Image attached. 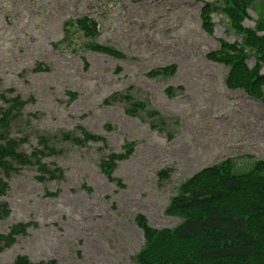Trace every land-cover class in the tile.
<instances>
[{"label": "rangeland", "instance_id": "rangeland-1", "mask_svg": "<svg viewBox=\"0 0 264 264\" xmlns=\"http://www.w3.org/2000/svg\"><path fill=\"white\" fill-rule=\"evenodd\" d=\"M206 1L218 7L211 32L200 18ZM263 5L247 7L244 27L256 28ZM82 16L97 20L93 38L68 20ZM229 21L222 0H0V93L26 102L10 135L26 138L25 153L47 138L55 152L42 161L61 171L40 181L29 165L6 179L0 233L28 226L0 264L17 255L33 264H138L145 239L136 215L172 228L184 216L165 210L182 182L224 158L234 172L264 159V100L228 87L229 67L207 56L221 41H240ZM245 61L252 68L255 56ZM165 65L174 72L147 75ZM83 130L105 140L70 139ZM130 142L108 179L101 160Z\"/></svg>", "mask_w": 264, "mask_h": 264}, {"label": "trees", "instance_id": "trees-1", "mask_svg": "<svg viewBox=\"0 0 264 264\" xmlns=\"http://www.w3.org/2000/svg\"><path fill=\"white\" fill-rule=\"evenodd\" d=\"M255 0H222V10L230 19V24L239 34L240 41H221L216 51L208 53L215 60L229 67L226 85L242 88L251 96L264 100V73H260L264 61V5L255 29L242 25L247 15L246 9ZM217 5L204 2L200 8V18L207 32L212 31L210 14ZM80 22L85 33L93 38L98 32L97 20L87 16L68 18ZM65 30L72 26L64 22ZM257 31L263 32L257 34ZM95 49L121 58L123 54L109 46L92 43ZM251 53L255 64L248 68L246 58ZM173 65L150 70L147 75L172 74ZM166 90L173 93V88ZM114 98L120 93L112 95ZM121 97H125L124 95ZM0 196L9 188L7 178L24 166L33 165L40 181L58 178L61 171L51 168L42 159L55 150L48 145V139L39 137V145L30 153L20 149L25 137H12L11 128L21 115L25 101L19 96L0 93ZM138 105V103H135ZM132 106V105H131ZM131 108V107H130ZM83 138L73 136L72 141L84 144L90 139L105 140L102 136L81 131ZM124 144L120 152H111L101 160V169L111 179L118 161L126 158L134 144ZM234 162L224 158L217 164L205 167L182 182L179 190L171 197L165 212L180 214L184 219L172 228L151 227L144 215L135 216V221L144 234V246L136 255L138 264H264V159L256 158L251 166L234 172ZM52 195V193L47 192ZM6 201L0 200V217L8 214ZM28 223H15L6 233H0V251L10 246L17 235L26 232ZM52 263V261H51ZM50 263V264H51ZM15 264H33L26 255H17Z\"/></svg>", "mask_w": 264, "mask_h": 264}]
</instances>
